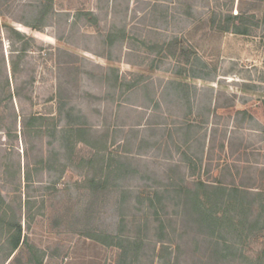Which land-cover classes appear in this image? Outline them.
Returning a JSON list of instances; mask_svg holds the SVG:
<instances>
[{"label":"rangeland","instance_id":"1","mask_svg":"<svg viewBox=\"0 0 264 264\" xmlns=\"http://www.w3.org/2000/svg\"><path fill=\"white\" fill-rule=\"evenodd\" d=\"M3 9L0 264H215L216 238L226 255L217 264H264V0H8ZM58 88L79 135L48 117ZM31 114L44 119L22 127ZM188 122L199 131L185 142ZM119 157L126 177L97 190ZM183 186L184 218L174 214ZM196 195L229 209L215 234L195 223Z\"/></svg>","mask_w":264,"mask_h":264},{"label":"trees","instance_id":"2","mask_svg":"<svg viewBox=\"0 0 264 264\" xmlns=\"http://www.w3.org/2000/svg\"><path fill=\"white\" fill-rule=\"evenodd\" d=\"M7 2H8V0H0V14L1 15H5L6 14L5 10L3 9V6ZM89 14H90V12H89ZM237 19H241L239 15H227L226 16V22L229 23V24L232 21H237ZM3 24H4V26L10 28V30H12V32L14 34H16V36H18L20 38L21 34L16 29H13L6 22H4ZM25 24L30 26L31 28H34V29H39L40 28L39 24H33V23H25ZM233 24H234L233 32L240 33V34H248V31H247L248 29L247 28L240 29L237 25H235V23H233ZM228 29L229 28L227 26V27H225L224 30L228 31ZM32 40H34V39H32ZM177 45H178L177 41H174V40H172V41L168 42L167 44H165V49L167 50L168 54L174 56V53L176 52V49H178ZM179 50H180V52H179L180 55L181 54L182 55L185 54L184 53L185 51H184V49L182 47H180ZM25 51H26V47L22 48L19 52H21V54H23ZM10 65L12 67V71L15 73L16 66H15V62L13 60H11ZM110 70L113 71V76H114L113 80L111 81L112 85H110V86H111V88L115 89L119 85L118 84L117 69L112 66V67H110ZM192 76L201 77L199 75H194V73H193ZM108 80H109V78H108ZM170 83H173V81H171ZM126 87L130 88V87H132V84L126 83ZM56 96H57V107H56L57 108V115H52V116H48V117L52 121L62 120L63 117L67 118V125L71 126L70 127L71 130L79 135L80 133H82L84 131V128H83V126L79 125L78 121L76 120V117L74 118V115L72 113V111H73L72 109L73 108L70 107L67 111H65V107H66L67 103L65 102V100L61 96V92H60L59 88H58V91L56 93ZM63 114H65V115L63 116ZM43 119H44L43 115L31 114V115H28L27 117H24V118L22 117L21 118V124H22V127L26 128V127H29V126H33L34 124H36L39 121H42ZM198 131L199 130H198L197 125L195 123H193V122L186 123V131L184 132L185 142H188V141L192 140L193 138H195ZM125 160H127L126 157H119V160L116 162L117 163L116 167L110 168V164L106 165L104 167L105 173L99 180H97V183H96L97 190H99V191L106 190L109 181H111L110 177L111 178L113 177L112 179L117 180V181L123 180L126 177L124 175V170H122L123 166H125V163H124ZM112 175H114V176H112ZM199 185L205 187V185H204V183H202V181L199 182ZM210 185H211V186H209L210 188H212V189H222L221 191H225L224 193H226L227 189L222 187V185H220V184H210ZM239 190H241V189H239V187H237V186H233V187L229 188V191H233V192H239ZM185 191H186V193L189 194V189L187 187L183 186V187L174 189V206L177 207V208H175L176 210L174 211V214L177 215V214L182 213L181 216L183 218L190 211L189 209H187V201H186L187 198H188V194L184 195V203H182V200H181V195L184 194ZM166 192L167 193H171L169 191V189H167ZM139 194L140 193L138 192L135 195V200H136V202H138L140 204H143L144 203L143 199L145 197H140ZM152 195H154V197H156V198L160 197V196L162 197V195L160 194L159 191L153 192ZM175 195L178 196L177 199H175ZM147 198H148V205H147L148 208L154 207V202H153L152 196L149 195V196H147ZM160 200H158V201H160ZM195 201H197L198 205H199V207L193 208V210H192V212L195 213V223H196V225H199V227L203 226L202 228H208V230L211 231V234H215V231L218 230V228L222 226V225H219L217 223V221L222 219L223 216L225 217L226 211L229 210L228 207L224 208V207H220V206H223V205H220V206L215 207V208H213V207L206 208L205 205L202 203L201 199L198 196L195 198ZM2 204H3V200L0 197V206ZM178 207H182V209H179ZM162 210H163V208H162ZM159 212L160 211L156 210L155 208H153V210H152V215H154V219L157 222V224L153 227V229L155 230L156 236H158V238H159L158 242H162L166 238L167 232L165 230V225H164L163 219L161 217V213H159ZM208 220H210V221L207 222ZM205 222H207V223L205 224ZM174 224H176V223H174ZM148 226L149 227H147V228H150V225H148ZM176 230L177 229L174 226V232ZM131 238H133L135 240V242H139V243L142 242L141 239H138L135 236H133ZM217 239L218 238L214 239L211 242L212 245H213L212 256H213V258H215L214 259L215 264L220 262L221 258L226 256L224 254L223 250L218 248L219 247V241ZM9 240H10V244H11V252H10V254H11L13 251L18 249V247L21 245L20 244L21 243V230H20V226L19 225L17 226V229L15 230V232L12 235H10V239ZM128 243H131V242L128 240Z\"/></svg>","mask_w":264,"mask_h":264}]
</instances>
